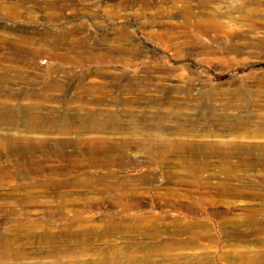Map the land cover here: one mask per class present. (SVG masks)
Here are the masks:
<instances>
[{
  "label": "rangeland",
  "instance_id": "1",
  "mask_svg": "<svg viewBox=\"0 0 264 264\" xmlns=\"http://www.w3.org/2000/svg\"><path fill=\"white\" fill-rule=\"evenodd\" d=\"M2 78L7 110L38 104L57 120L92 110L116 117L103 132L74 125L81 138L264 146V136L243 138L215 122L264 116V0H0ZM76 132L0 125V135L51 145ZM156 142L146 145L150 154L131 144L129 166L110 167L124 180L119 189L96 179L91 187L58 186L107 170L72 169L43 147L8 160L0 146V241L12 249L0 264H264V164L162 156ZM235 166L236 181L221 176ZM206 228L214 241L200 238ZM68 231L73 237H62ZM43 234L60 239L45 242ZM195 236L196 244L178 245Z\"/></svg>",
  "mask_w": 264,
  "mask_h": 264
},
{
  "label": "bare ground",
  "instance_id": "2",
  "mask_svg": "<svg viewBox=\"0 0 264 264\" xmlns=\"http://www.w3.org/2000/svg\"><path fill=\"white\" fill-rule=\"evenodd\" d=\"M0 84H1L0 86L3 85L5 87L6 78L0 79ZM262 85L264 86V84ZM50 89L57 90L58 89L57 84L54 83L50 87ZM2 98L3 97L0 96V99ZM80 100L82 101L81 105H83L84 103L86 104V101H84V98H80ZM41 108L42 107L39 106L38 104H32V105H28L27 109L25 110L21 109V111H14L10 109L7 110L6 105L2 101H0V125L1 126L4 125V123H6V121L9 119L15 125L17 124L22 125L24 128V131L27 133L33 134L36 132H43V131H46V128L48 127H56L59 134L68 136V135L75 133L76 132L74 131L75 129H79L78 127H75L74 125H79L80 128H83L84 126L91 127L94 129V131L96 130V132H103L107 128H114L118 124L115 116H112V115H109V117L105 115L103 116V113H100L94 110L86 111L83 114L74 115L73 117L69 116L70 114H67V115L61 116L59 120H57L58 117H55V114L51 113L48 115H44L43 113H41ZM177 113L178 112H176L175 114L176 116H178ZM167 117H168L167 115L163 116L162 119H166ZM255 118L259 119L260 121L256 122L251 117H249V119H244V120H238L234 118L230 120H226L224 116L218 115L215 117V122L218 128L220 127V129L227 131L230 134L233 133L234 135H236L235 133L238 134L242 132L243 133V134L241 133L242 137L244 133H249L250 135H253L254 137L264 136V116H260L259 118L255 117ZM158 126L161 127V124H158ZM181 126L182 124H179V127ZM180 130L183 132L188 131V129H185V127H181ZM76 135H77V132H76ZM79 135H77L74 139L67 138V139H62V140H56L53 145H51L52 140L50 139H33V138H28V137H16L13 135H0V146H3L5 149H7L8 154L6 155V157L8 160L12 158H17L18 161H23L24 159L28 158V156L33 150L43 147V148H51L52 150H55L56 155H57L56 158L67 161L70 165H72L71 166L72 169H75L78 165L85 164L90 167L102 168V169L107 170V173L93 175L92 176L93 178L91 179H89L88 176L82 179L80 178V176L77 177L74 175L72 179H68L64 182L54 183L61 187H91L94 185V181H92V179H96L95 182H98L99 184L102 183V185L104 186H113L118 189L122 188V186H124L123 185L124 180L122 178L117 177L116 174L110 172L109 171L110 167L114 166V167L121 168L127 165L129 166L132 160L130 158L125 157L124 152L130 147L131 144L136 145L137 148H140V149L142 148L144 153L150 154L151 148H149L146 145L153 144V141L154 142L158 141L156 142V144H158L159 146L157 152H158V155H160L161 153L162 156H164L165 154H170V152H176L182 157H185V156L186 157L191 156L194 158H199V157H202V158L213 157L214 158L215 157L218 159V162L222 165L226 164L230 159H235L236 163L238 162L239 165L241 164L247 165L245 166L246 168L251 167L249 166V164L257 165L256 167L260 166L258 164H264V146H260V147L257 146V148H253L252 146L251 148H248V147L243 146L241 143L238 144V142L237 144L235 142L228 143V144L227 143L226 144H220V143L195 144L193 142H188V141H185V142L184 141H168L166 142L164 137H161L159 140L158 138H155V139L148 138L149 136H144L143 139L139 138L141 137L139 136L138 137L139 139H137L136 141H133L130 138L131 140L128 139V140H125V141L123 140L119 142V141H116L110 138H81ZM237 138H239V136ZM69 148H72V150L69 151L68 150ZM14 150L18 152L17 155H13L11 153ZM252 152H255V153L257 152L256 153L257 158L254 161L247 162L248 160L247 156L250 155V153ZM248 158L250 157L248 156ZM238 164L237 166H239ZM261 167L263 166L261 165ZM235 168L236 166L232 168V171L225 169L226 170L225 175L223 174L221 176L223 177L225 176V179L235 180L236 173H237V172L235 173V171L237 170ZM220 170L224 172V169H220ZM69 171H72V170H69ZM216 175L217 174L212 175V176L215 177ZM218 190L227 194V192L229 191V187H226L223 185V186H220ZM206 231H207L206 233H203L200 235V238L204 240L214 241L213 236L209 234L208 228H206ZM105 232L112 234L113 230L111 229L104 230V233ZM44 234H43V238L46 239L45 242L47 241V239L48 240H51V239L59 240L60 239V237H58L59 234L58 235L55 234L56 236L44 235ZM86 234H87L86 236L96 234V230L87 231ZM73 235L74 234L71 233V231L70 232L68 231V233L62 237L69 238V237H73ZM234 237L238 238L239 236L234 235ZM200 238L198 236H195V240L193 238V240L190 242L182 241L178 243V245L180 247L186 248L189 245V243L193 242V244H196V241L200 240ZM172 244L173 243L170 241V243L168 242L164 243L163 245H161V247L159 246V248L160 250L164 251L166 248H170L171 246H173ZM83 246L81 248H85V246L84 247ZM9 247H10L9 242L6 243L5 240L0 241V257L3 255H5V257H9L10 253H12L11 251L12 249L11 247L10 248ZM16 254L17 256L21 255L22 256V257L20 256L21 258L27 256L26 253L22 251L16 252ZM115 255L117 256L118 254H115Z\"/></svg>",
  "mask_w": 264,
  "mask_h": 264
}]
</instances>
